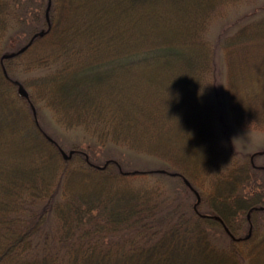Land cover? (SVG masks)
<instances>
[{
	"label": "trees",
	"instance_id": "1",
	"mask_svg": "<svg viewBox=\"0 0 264 264\" xmlns=\"http://www.w3.org/2000/svg\"><path fill=\"white\" fill-rule=\"evenodd\" d=\"M251 1L50 0L47 20L48 0H0V42L21 36L0 45V88L32 87L16 90L28 126L0 122V264H264V168L254 162L264 152L221 163L211 94L221 50L234 124L264 130V8L207 37L222 8ZM29 50L46 72L22 79ZM38 101L66 128L159 165L97 163L78 142L63 149Z\"/></svg>",
	"mask_w": 264,
	"mask_h": 264
},
{
	"label": "rangeland",
	"instance_id": "2",
	"mask_svg": "<svg viewBox=\"0 0 264 264\" xmlns=\"http://www.w3.org/2000/svg\"><path fill=\"white\" fill-rule=\"evenodd\" d=\"M262 6L264 8V0H254L250 3H241L238 5H228L222 8V13L225 16L217 18L212 21L211 26L208 29L207 37L211 41H216L223 35V28L225 22H234L237 24L241 19L240 15L248 12L249 15L257 16V13L261 12L258 10L256 12V7ZM253 9V12L250 9ZM264 10V9H262ZM260 14V13H259ZM258 14V15H259ZM17 33L21 32L16 31ZM225 32V31H224ZM14 33V31H12ZM21 36L18 38L17 34L13 35L11 33L3 37L0 42L2 47H15ZM24 45V44H23ZM29 52L31 54H29ZM32 50L27 51V54L17 62V69L20 70V78H33L46 72L45 68L34 67L30 63V56H33ZM213 83H212V96L216 103L217 118L215 120V129L218 135L219 150H220V161L222 164L231 163L233 161L241 162L245 159V155L252 154L254 152L264 149V130H255L250 128H239L237 127L229 112L228 104L226 101L225 87V65L223 60V55L221 50H217L214 56V71H213ZM17 88L13 87H1L0 88V103H3L4 108H0V122L7 120V114L10 115L11 120H16L27 124L28 120L25 119V114H28L27 108L23 105L22 101L16 97ZM25 90L31 91L32 87L25 88ZM34 109L38 111L40 115L39 121H41L45 130L47 131L49 137L55 138L58 142L62 143L63 149L67 150L73 142H78L80 146L86 148L91 153L92 157L97 163H101L109 155H115L126 161L127 167L134 168H144L158 166L160 161L152 156L146 154L135 153L127 148L121 147L120 145L107 142L105 145L97 144L96 138L91 135L89 130L83 127L66 128L62 123L56 120L55 114L52 110L46 106L42 101L36 103ZM6 122V121H5ZM28 128V127H27ZM33 132L34 127L28 129ZM66 153V151H65ZM68 154V153H66ZM68 158V157H66ZM254 162L257 166H264V153L257 154L254 157ZM257 181L260 182L264 178V170L256 172ZM194 201V198H192ZM261 222L264 224V215L261 216ZM259 237L264 235V226L258 232ZM217 243H225L227 238L224 234L216 232L214 234ZM258 239V238H257ZM252 242L255 243L256 240ZM245 264H248L246 261Z\"/></svg>",
	"mask_w": 264,
	"mask_h": 264
},
{
	"label": "water",
	"instance_id": "3",
	"mask_svg": "<svg viewBox=\"0 0 264 264\" xmlns=\"http://www.w3.org/2000/svg\"><path fill=\"white\" fill-rule=\"evenodd\" d=\"M49 6H50V0H48V4H47V8H46V12H45V15H46V19H47V20H48V12H47V10L49 9ZM43 32H44L43 30H40L38 33H34V34H33V37L36 36L37 34H38V35H42ZM31 41H32V38H30V39L28 40L27 43H25V44L22 45L20 48H18L17 51L3 53L1 57H2V58L11 57V56L15 55L16 53H20V52L24 51V50L28 47V45L31 43ZM18 92H19L21 95H23V96H27V95H28V93H27V91L25 90V88H24L22 85H20V84L18 85ZM263 151H264V149H263ZM61 152H62V154H63L65 157H69L70 154H71V152H72V150H70V152H69L68 154H66L65 151H64L63 149H61ZM185 182L188 184V181H187V180H185ZM261 208H263V207H261ZM263 209H264V208H263ZM247 216H249V214H247ZM249 233H250V232H249ZM249 233L247 234V236L249 235Z\"/></svg>",
	"mask_w": 264,
	"mask_h": 264
}]
</instances>
